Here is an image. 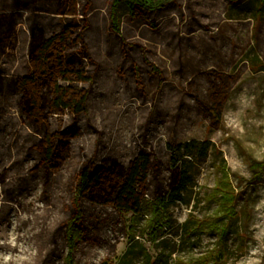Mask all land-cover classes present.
Wrapping results in <instances>:
<instances>
[{
	"label": "rangeland",
	"instance_id": "1",
	"mask_svg": "<svg viewBox=\"0 0 264 264\" xmlns=\"http://www.w3.org/2000/svg\"><path fill=\"white\" fill-rule=\"evenodd\" d=\"M58 1L36 0L35 12L22 10L15 74L27 71L29 24L50 34L72 19L54 13ZM76 2L87 11L84 43L91 79L73 85L87 88L89 99L77 116L66 111L51 117L53 131L71 127L78 135L60 169L49 175L17 113L12 109L1 121L0 264H66L63 233L72 180L87 157L127 163L139 151H151L163 181L168 144L188 140L211 141L228 167L238 219L226 240V264H264V8L256 12L259 0L238 5L170 0L145 18L129 15L119 0L117 34L110 27L112 0ZM75 19L81 22L80 15ZM256 57L263 69L252 66ZM195 97L222 103L218 127ZM214 148L194 164L186 203L170 204L171 226L164 232H150L144 213L120 214L82 201L84 237L73 264H201L217 240L191 227L194 217L209 216L214 208L207 201L220 160Z\"/></svg>",
	"mask_w": 264,
	"mask_h": 264
},
{
	"label": "trees",
	"instance_id": "2",
	"mask_svg": "<svg viewBox=\"0 0 264 264\" xmlns=\"http://www.w3.org/2000/svg\"><path fill=\"white\" fill-rule=\"evenodd\" d=\"M169 1L124 0L129 15H142L144 18L162 9ZM228 1L238 5L245 0ZM118 2L112 0L109 12L110 27L116 34L119 32ZM33 3L36 4V0H0V123L12 109L17 113L30 134L31 149L40 155V167L49 175L60 169L70 151L71 140L78 135V131L71 127L53 131L51 117L66 111L77 116L84 112L89 99L87 88L73 85L91 79L88 69L90 57L84 43L89 25L84 18L86 9H78L76 0L58 1L54 13L70 15L72 19L50 34L35 23L29 24L27 71L15 74V49L22 10L35 12L37 8H31ZM263 8L264 0H259L256 12ZM78 15L80 23L75 19ZM257 59L252 61V66L255 70L263 69L264 65ZM262 62L264 64V54ZM195 100L202 114L218 127L222 103L207 104L196 97ZM168 147L167 176L163 181L158 179L159 160L151 151H139L127 163L94 155L80 164L72 180L71 213L64 224L63 235L68 246L66 264H73L72 255L84 237L82 201L110 207L120 214L144 213L152 233L164 232L171 226L170 204L186 203L185 192L194 183L192 168L207 156L214 144L209 140L172 141ZM214 153L220 160L214 163L217 176L207 200L214 204V208L209 216L194 217L191 227L194 232L214 235L217 240L215 247L207 252L209 254L201 258V264H226V240L234 232L238 219L227 164L220 150L214 148ZM44 185L48 192L47 178ZM153 192L155 194L150 196Z\"/></svg>",
	"mask_w": 264,
	"mask_h": 264
},
{
	"label": "bare ground",
	"instance_id": "3",
	"mask_svg": "<svg viewBox=\"0 0 264 264\" xmlns=\"http://www.w3.org/2000/svg\"><path fill=\"white\" fill-rule=\"evenodd\" d=\"M258 123H260V121H257Z\"/></svg>",
	"mask_w": 264,
	"mask_h": 264
}]
</instances>
